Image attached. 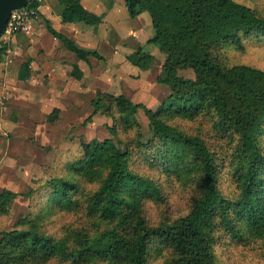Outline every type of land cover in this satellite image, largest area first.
<instances>
[{
    "label": "trees",
    "instance_id": "obj_1",
    "mask_svg": "<svg viewBox=\"0 0 264 264\" xmlns=\"http://www.w3.org/2000/svg\"><path fill=\"white\" fill-rule=\"evenodd\" d=\"M57 1L63 23H101L82 0ZM123 1L130 18L151 17L169 96L149 108L98 89L110 137L80 141L69 178L0 191V264H264V70L239 61L264 50L258 0ZM47 28L80 60H103ZM127 60L146 71L154 57L141 47ZM21 195L30 213L3 230Z\"/></svg>",
    "mask_w": 264,
    "mask_h": 264
},
{
    "label": "crops",
    "instance_id": "obj_2",
    "mask_svg": "<svg viewBox=\"0 0 264 264\" xmlns=\"http://www.w3.org/2000/svg\"><path fill=\"white\" fill-rule=\"evenodd\" d=\"M81 3L101 19L97 28L84 23H63V7L57 0H45L32 31L16 38L13 64L0 61V133L17 124L16 117L22 115L24 106L31 105L36 110L40 107L48 116L55 109L60 110L54 122L65 112L74 117L88 113L98 89L125 95L149 108L169 96V88L157 82L165 55L148 43L154 35L150 15L142 13L130 18L123 0ZM47 22L81 47L97 52L103 60H80L49 32ZM141 47L154 57L146 71L127 60ZM75 65L82 73L80 79L73 75ZM54 100L60 102L55 109L51 107Z\"/></svg>",
    "mask_w": 264,
    "mask_h": 264
},
{
    "label": "rangeland",
    "instance_id": "obj_3",
    "mask_svg": "<svg viewBox=\"0 0 264 264\" xmlns=\"http://www.w3.org/2000/svg\"><path fill=\"white\" fill-rule=\"evenodd\" d=\"M256 5L264 13V0H258ZM239 61L264 70V50H250L241 55ZM59 105L60 102L54 100L51 107L55 109ZM25 107L21 109L22 115L16 117L17 124L0 133V191L9 189L18 194H32L40 181L47 183L51 177L57 175L69 178L71 176L67 173L68 161L73 157L71 151L76 152L79 142L104 140L110 137L108 127L113 125V120L101 113L93 115L92 103L87 109L88 113L74 117L65 112L56 122H49L48 115L43 113L40 107L37 110L31 105ZM91 116L92 119L88 120ZM142 121L143 134L145 139H148L152 133L145 115H142ZM70 141L75 142L71 144ZM29 213V197L19 196L12 204L11 218L6 217L1 228L3 230L10 228L21 216ZM53 220H57L55 227H58L60 219L53 216ZM260 243L258 242V247ZM234 253L228 252L224 258L227 256L233 258ZM162 260L161 257L157 262Z\"/></svg>",
    "mask_w": 264,
    "mask_h": 264
},
{
    "label": "built area",
    "instance_id": "obj_4",
    "mask_svg": "<svg viewBox=\"0 0 264 264\" xmlns=\"http://www.w3.org/2000/svg\"><path fill=\"white\" fill-rule=\"evenodd\" d=\"M45 0H28L25 7L13 10L9 21L0 36V61L13 64L16 52L14 43L20 34H29L32 25L39 17Z\"/></svg>",
    "mask_w": 264,
    "mask_h": 264
},
{
    "label": "water",
    "instance_id": "obj_5",
    "mask_svg": "<svg viewBox=\"0 0 264 264\" xmlns=\"http://www.w3.org/2000/svg\"><path fill=\"white\" fill-rule=\"evenodd\" d=\"M28 0H0V36L4 31L13 10L25 7Z\"/></svg>",
    "mask_w": 264,
    "mask_h": 264
}]
</instances>
